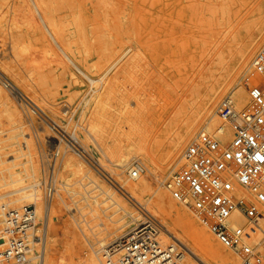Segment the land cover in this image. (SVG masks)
I'll return each mask as SVG.
<instances>
[{
  "label": "bare ground",
  "instance_id": "bare-ground-1",
  "mask_svg": "<svg viewBox=\"0 0 264 264\" xmlns=\"http://www.w3.org/2000/svg\"><path fill=\"white\" fill-rule=\"evenodd\" d=\"M24 1L21 0L22 3L19 2L18 5L26 9L28 8L26 7L28 3L26 4ZM28 1L30 2L29 5L31 4L30 6H32V10L30 9V11L27 9V13L25 12L26 14L22 17L26 24L25 26H27L26 28L30 27V29L36 27V23H33L32 19L34 21L37 16L39 24L48 38H45L46 40L43 39L44 43L47 44L53 53H49L47 56L43 55L39 58H30L28 53H22L19 55L23 61L22 65L24 63L28 68V72L31 70L32 72L34 71L37 76H40V78L43 77L41 81L46 79L47 74H53L51 79H55L56 81L54 82V87H60L64 79L67 78L64 70H62L59 76L54 73L55 70H57V66L62 65L65 67L66 63L85 78L89 83V94L91 95L88 96L86 101L82 104L83 106L78 110L76 119L87 118V130L83 128L82 132L73 126V132L87 145H101L103 149L107 151H117V139L119 136L124 135V133L130 134L131 131L136 128L135 125L144 120L146 107L142 97L144 98L146 92L142 89L140 92L134 93L133 96L137 100L136 108L134 110L128 109V107H126L127 101L124 102V92L127 90L125 87H122L123 77L119 75V73H123L124 70L121 68L114 71L115 65L119 60L125 57L131 62L132 59L138 58L141 54L149 55L154 53L155 55L156 53L155 46L150 45L151 40H139V46L132 48V42H134L132 38H137L139 34H132L128 28H125L126 24H124V19H126L125 17L129 14L130 9L136 11L134 7L132 8V0H90L89 8L83 5L82 0ZM202 1L204 3H200L199 5L201 8L198 7L199 9H195L197 6L195 8L192 7L194 2L192 5H190L191 3L186 5L184 4V0H180L181 5L175 23L179 25V30L182 35L179 39L180 42L177 46V50L178 52L181 50L183 52V49L187 46V40H193L199 45L201 57L204 55V52L206 53L209 50H213V56L216 58L222 73L220 76L222 83L225 85L230 84L234 80L235 69H233V66H223L222 50L225 48L230 55L229 57H236L239 68L245 67L250 62L255 52L258 36L264 33V0L261 1L259 6L253 9L252 14L241 23V30L245 38V40L241 41L234 37L221 36L218 31L222 22H226L230 15H232L234 5L238 2L241 3V0H199V2ZM183 7H186L188 11L190 10L189 24L192 25L191 28L196 29H193L195 33H191L190 36L186 34L187 25L184 24L183 21ZM32 11L35 12L36 16L30 13ZM29 14L34 18L32 17L31 19ZM26 30H29V28ZM171 40H169L170 43ZM136 42L138 43V40H136ZM259 51L260 49L258 52ZM90 58H94V64H89ZM57 60L59 62H57ZM61 60H64L66 63L63 64ZM191 62L194 61L191 60ZM52 63L55 65H51ZM168 64L170 63L168 62ZM171 64L173 65L174 63ZM24 65L23 67L25 68ZM179 65L178 67H180ZM194 65L196 64H192V66ZM203 68L204 66H201L199 70H203ZM0 70H2V67ZM97 71H102L100 76L97 78L90 76V74L96 73ZM175 71L177 70L175 69L174 72ZM4 74L6 75L7 73L5 72ZM10 78L13 79L11 76ZM175 78L181 79L179 72L175 73ZM16 82L13 83L15 87H21L19 86L20 84ZM21 84L22 86L24 85L23 83ZM2 90L3 89L0 87V95ZM94 93H97V95L92 96ZM2 95H4L3 99L5 100L6 93ZM247 96L244 89L240 86L230 98L228 97L224 100V104H230L238 110L246 109L250 106V100L247 99ZM220 97L221 93L218 88L211 89L207 97L196 109L189 113H176L177 120L175 122V130L173 134L167 138L164 147V161L167 164H170L176 158H178L176 164L180 163L182 152L190 141L200 133L214 135L219 142H222L226 137L230 136V128L228 124L220 118L218 110L200 127L202 117L206 112V105L216 103ZM7 99L9 98L7 97ZM111 99L115 100L116 104L120 107L114 111L113 117H115V120H111L109 116L107 119L105 111L108 106L107 102ZM89 102L91 103L89 104ZM10 105L13 107L12 104ZM1 106H3V104ZM88 109L89 111L87 112ZM13 111L15 112V110ZM11 113L13 114L12 110ZM11 113L10 115H12ZM10 115H8L9 118ZM6 118L8 117L6 116ZM14 118L16 120V115ZM11 119L13 120L12 117ZM12 123L10 124L9 122L10 125H13ZM104 123H108V126H104ZM138 133L141 134L142 131L138 130ZM104 138H108L109 142H105ZM27 139L24 137L18 148L27 166L22 165V169H14L17 168L18 165L14 164L12 159L9 160L11 166L0 169V219L7 222L6 220H8L11 211L15 209L20 210L25 207V205L30 206L31 204L34 208L35 217L33 226L22 231L26 232V245H29V247L27 246L28 251L25 263L29 264L30 259H34V262L37 261L36 264H74L73 257L70 258L71 261L69 263L65 262L64 250H74V242L82 243L80 235L72 228L70 221L63 222L64 224L62 223L63 226L61 225V228L55 225L57 206L53 200L57 196V183L60 168L62 170V176L59 185L62 189L85 178L88 180L87 184L92 186V190L98 192L96 196H101L106 200H110L111 206H114L116 210L122 214L118 219L120 222L114 228L111 230L107 227L100 229L99 232L102 233L104 230L106 231V235L102 233L99 235V239L96 238V243L101 247L99 249L101 257L104 260L102 250L109 244L125 237L132 230V227L134 228L138 225L142 221L140 213L137 214L124 203L120 197L116 195L115 191H112V188H115L102 176L97 174L101 180H103L100 181L91 171L86 170V165L81 161L83 160L87 166H89V161L87 160L89 158L86 159L88 154L84 148L80 147V154L76 153L73 149H67L64 140H61L64 145L60 158L52 163L55 195L50 203H46L44 199L42 200L43 195L42 191H40L43 186V174L42 171L40 173L38 161L33 159V156L36 155L32 154V143L31 141H27ZM72 140L77 143L75 138H72ZM135 147L136 150L133 156L124 157L121 155L117 160L118 163L124 167V170H128L130 178H139L136 183H126L125 194H122L124 191L119 187L122 192L120 194L127 200H129L130 196L139 198L150 192V185L147 179H145L146 175L140 174L142 168L137 165L134 169H129V161L133 158L146 162L150 157L147 145L143 144L142 141H138ZM67 152H72L75 156L67 154ZM1 157L2 155L0 152V166L4 163ZM59 163L62 165H59ZM89 167L92 169L91 166ZM148 171H150V169H148ZM173 171L174 169L168 173L167 177L170 176ZM103 173L107 174L104 171ZM230 181L237 187L233 179L230 178ZM126 194L128 196H126ZM239 195L249 199L251 198V195L244 191L239 192ZM175 203L178 202L175 201ZM175 203L172 200L169 190H167V192L155 193L152 197L151 204L154 210H152V214L155 215V213H160L163 216V226L160 224L161 229L157 235V241L161 247H170L172 248L171 250H175L181 264H240L234 252L224 246L223 248L217 246L203 229L190 220L189 215L185 211V209H188L185 205L180 203L176 205ZM123 219H127V221H123ZM229 223L231 226L243 225L244 220L236 214H233L229 219ZM60 230L67 239L64 242L65 246L63 248L61 247L59 254L55 256V251L58 248V234ZM79 231L81 234L84 232L81 229ZM109 236L113 238L110 239L108 243L104 242L105 238ZM253 237L255 240L259 239L258 234H255ZM31 252L34 253V255L31 258H27L28 253ZM76 264L95 263L90 256H87L85 259H78Z\"/></svg>",
  "mask_w": 264,
  "mask_h": 264
},
{
  "label": "rangeland",
  "instance_id": "rangeland-1",
  "mask_svg": "<svg viewBox=\"0 0 264 264\" xmlns=\"http://www.w3.org/2000/svg\"><path fill=\"white\" fill-rule=\"evenodd\" d=\"M184 1L186 5L190 3L192 5L194 2L192 7L195 8L197 6L195 9L201 8L199 6L200 3H204L203 1L199 2V0ZM261 1L241 0V3H236L233 7L232 15H230L226 22H222L220 28H218L220 35L234 37L240 41L245 40L241 30V23L252 14L253 9L259 6ZM19 2L22 3L21 0H0V16L2 17H0V65L3 70H0V87L3 89L1 95L6 93L5 100L3 99L4 95H0V152L2 155L1 159L4 161L0 169L11 166L9 160L12 159L14 164L18 165L14 169L19 170L22 169V165L27 166L24 163L25 159L21 156V152L18 151L19 145L25 137V139L28 138L27 141H31L32 143V154L36 155L33 156V159L38 161L40 173L42 171L43 174V180L54 153L59 150L61 154L63 150L62 137L68 140L75 138L78 146L87 151L88 157L86 156V159L89 158L87 159L89 161L88 164L95 171L76 156L86 165V170L91 171L100 181L103 180L98 176L100 175L98 171L106 172L118 184L120 189L124 191L123 194H125L126 183H136L139 178H130L128 170H124V167L117 160L121 155L124 157L133 156L136 150V143L142 141L143 144L147 145L150 157L146 162L133 158L129 161V169H134L137 165L142 168L140 174L146 175L145 179H147L150 185V192L139 198L129 195V201L115 189L112 188V191H115L116 195L137 214L139 212L133 206L135 203L141 204L152 214L151 202L153 195L155 193L167 192L164 183L169 177H167L168 173L172 169L175 171L181 166V163L176 164L178 158L170 164L164 161V147L167 138L175 130L176 113H189L193 111L203 102L211 89L218 88L221 97L216 103L206 105V112L200 124L201 127L217 110L219 111L224 104V100L228 97L230 98L238 87L241 86L247 96L244 84L245 79H248L251 84L262 82L261 77L253 72L250 64L264 42V33L258 36L252 59L243 68L238 67L235 56L229 57L230 55L227 50L222 48L223 66H233V69H235L234 80L230 84L225 85L220 78L222 73L216 58L213 56V50L204 52V55L201 57L199 45L193 40H187V46L185 45L186 47L183 49V52L182 50L178 52L177 46L182 34L179 30V25L175 23V19L180 9V0H132V8L134 7L136 11L130 9L129 14L124 19L125 28H128L132 34H139L137 38H132L135 42H132V48L139 46V40H151L150 45L155 46L156 53L155 55L154 53L149 55L141 54L138 58L132 59L131 62L126 57L122 58L116 63L114 71L121 68L124 70L119 75L123 77L122 87H125L127 90L124 92V102L127 101L126 107L128 109L134 110L136 108L137 100L133 94L140 92L142 89L145 90L146 95L144 98L142 97L146 107L144 120L135 125L136 128L130 134L124 133V135L119 136L117 139L118 150L115 152L112 150L107 151L101 145H87L74 134L72 127L75 126L77 130L82 132L83 128L87 130V118L76 119V114L88 96L91 95L89 94V83L64 60L61 61L63 64L66 63L65 67L62 65L57 66V70L54 72L59 76L62 70H64L65 75H67V78L64 79L60 87L53 86L56 81L55 79H51L53 75L51 73L47 74L46 79L41 81L43 77L40 78L34 71L29 70L30 72H28V68L23 63L26 68L25 70L22 65L23 61L19 56L20 54L26 52L30 55V58H39L53 52L44 43L43 39L48 38L41 28L34 11L30 12L36 16L34 21L32 19L33 16L29 15L32 22L36 23L37 28L32 27L30 29L28 27L30 31L26 30L28 28H26L27 26H25L26 24L22 17L27 13V9L32 10V6H30L31 4L29 5L30 2L28 0H25L24 2L28 3L26 5L28 8L24 9L19 7ZM82 3L86 8H89L90 0H82ZM189 11L186 7H183V21L187 25L186 34L190 36L191 33H195L196 29L191 28L192 25L189 24ZM136 40H138V43ZM169 40H171V43ZM58 60L57 62H59ZM89 60V64H94V58H90ZM191 60L194 62H191ZM171 63L174 64L172 65ZM192 64L196 65L192 66ZM51 65L55 64L52 63ZM201 66H204L203 70H199ZM175 69L177 71L174 72ZM5 72L8 75H5ZM176 72H179L181 79L175 78ZM101 73L102 71H97L90 74V76L97 78ZM9 74L13 79L10 78ZM14 82L20 84L19 86L21 87H15ZM21 83L24 85L22 86ZM2 85L5 86L3 87ZM96 95L97 93L92 94V96ZM247 99H249L248 96ZM1 103L3 106H1ZM107 104L108 106L105 110L107 119L109 116L111 120H115V117H113L114 111L120 107L113 99L108 101ZM7 108L9 110L13 108L11 109L13 114ZM236 111H241V109H236ZM14 114L16 115V120ZM8 115H10V118ZM8 119L10 124L13 122V125L9 124ZM103 125L108 126V123H104ZM138 130H141L142 133L139 134ZM229 140L230 136L220 142V145L222 147L227 146ZM104 141L109 142V139L104 138ZM67 154L75 156L72 152H67ZM60 163L59 165H62ZM61 176L62 170L60 168L57 196L53 200L57 206L55 225L61 228L63 222L70 221L72 228L80 235L82 242H74V250H64L65 262L69 263L71 261L70 258L73 257V263L76 264L78 259H85L87 256H90L95 264L103 263L104 260L99 251L101 247L96 243V238L99 239V235L102 233L106 235V231L103 230L100 233V229L107 227L111 230L114 228L120 222L118 219L122 214L114 206H111L110 200L96 196L98 192L92 190V186L87 184L88 180L85 178L80 181L76 180V183H71V186L62 189L59 185ZM126 196L128 195L126 194ZM173 202L175 203L174 200ZM175 204L178 205V203ZM30 206L32 205L30 204ZM185 211L192 222L203 229L217 246L223 248L208 228L203 226L189 209H185ZM153 217L163 226L162 214L155 213ZM125 220L127 221V219H123V221ZM4 223V220L0 219V228L3 227ZM80 229L84 231L82 234L79 231ZM25 234L26 232H22V235L26 236ZM58 235V248L55 251V256L59 254L61 247L65 246L64 242L67 239L61 230ZM112 238L111 236L106 237L104 242L108 243ZM27 246L29 247V245ZM33 255L34 253L32 252L28 253L27 258H31ZM36 263L37 261L34 262V259H30L29 264Z\"/></svg>",
  "mask_w": 264,
  "mask_h": 264
},
{
  "label": "built area",
  "instance_id": "built-area-1",
  "mask_svg": "<svg viewBox=\"0 0 264 264\" xmlns=\"http://www.w3.org/2000/svg\"><path fill=\"white\" fill-rule=\"evenodd\" d=\"M251 68L262 82L251 84L244 80L250 106L236 111L230 104H223L219 109L220 118L230 128L228 145L222 147L214 136L200 133L184 149L180 168L170 174L164 185L174 201L185 205L222 246L237 255L240 264H264V43ZM62 140L67 149L80 154L76 142L65 137ZM58 158L59 150L43 177L46 203L55 195L52 163ZM98 172L122 193L110 176ZM239 189L251 198L240 196ZM134 206L142 221L102 250L103 264H181L175 250L158 243L159 222L142 205ZM233 214L244 224L231 226ZM34 217L33 206L9 213L0 228V264H25L28 247L22 231L33 226Z\"/></svg>",
  "mask_w": 264,
  "mask_h": 264
}]
</instances>
